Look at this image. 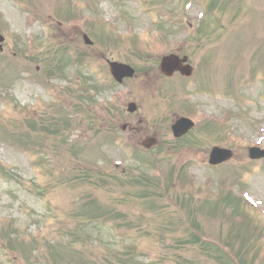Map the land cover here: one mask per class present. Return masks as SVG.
Returning <instances> with one entry per match:
<instances>
[{"label": "rangeland", "instance_id": "1", "mask_svg": "<svg viewBox=\"0 0 264 264\" xmlns=\"http://www.w3.org/2000/svg\"><path fill=\"white\" fill-rule=\"evenodd\" d=\"M0 30V264H264V159L247 156L264 147V0H0ZM13 44L32 58L4 55ZM78 44L100 59L75 65ZM177 49L196 69L169 82L195 106L181 107L197 124L179 140L177 105L146 92ZM104 53L141 73L114 84ZM42 54L71 67L56 75ZM116 106L159 145L109 126ZM213 145L234 159L209 165Z\"/></svg>", "mask_w": 264, "mask_h": 264}, {"label": "water", "instance_id": "2", "mask_svg": "<svg viewBox=\"0 0 264 264\" xmlns=\"http://www.w3.org/2000/svg\"><path fill=\"white\" fill-rule=\"evenodd\" d=\"M3 39V35H0V42H2ZM187 59L188 57H184L183 60H180V58L175 54L164 57L161 64L162 72H164L168 76H172V74L176 70H180L182 74L190 75L192 73V67L189 64L184 66L182 64V62L186 61ZM110 67L114 78H116L120 82L123 80V77H131L135 72V69L133 67H130L129 65L122 62H110ZM133 110L135 109L133 108L131 111ZM192 126H194V123L190 119H181L176 123L175 126H173L174 135L182 136L187 133V131L191 129ZM149 142L151 144H148V146L153 145L155 143L154 140H150L147 143ZM232 155L233 151L231 149L229 150L226 148L214 147L210 154V162L212 164H219L220 162L231 159ZM249 157L254 159H262L264 157V149H261L259 147H251L249 149Z\"/></svg>", "mask_w": 264, "mask_h": 264}, {"label": "flooded vegetation", "instance_id": "3", "mask_svg": "<svg viewBox=\"0 0 264 264\" xmlns=\"http://www.w3.org/2000/svg\"><path fill=\"white\" fill-rule=\"evenodd\" d=\"M128 130L129 131H133L134 130V127L131 126L130 128H128Z\"/></svg>", "mask_w": 264, "mask_h": 264}]
</instances>
